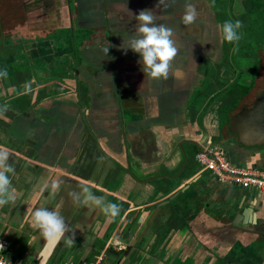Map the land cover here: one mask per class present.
<instances>
[{
  "label": "crops",
  "instance_id": "obj_1",
  "mask_svg": "<svg viewBox=\"0 0 264 264\" xmlns=\"http://www.w3.org/2000/svg\"><path fill=\"white\" fill-rule=\"evenodd\" d=\"M69 24L64 0H0V52L18 68L13 76L0 72V148L9 153L7 163L15 172L8 175L17 193L0 208V239L12 242L11 256L26 264L49 257L93 263L100 255L102 264H264V245L245 256L231 251L230 237L209 231L230 224L232 185L221 186L208 173L186 189L205 172L197 152L222 134L212 109L193 107L194 96L215 79L205 74L211 68L196 80L183 73V63L173 64L167 80H153L139 60L112 61L104 73L83 78L80 60L78 80L88 92L83 91L82 112L72 81L41 69L32 54L36 38L57 35ZM76 30L89 32L87 40L96 35ZM7 37L29 43L15 45L12 57ZM88 86L96 88L94 94ZM158 117L160 122L151 121ZM222 136L226 145L231 137ZM230 161L261 168L264 149H242L239 160ZM53 180L59 184L55 192ZM85 187L119 205V215L109 220L91 203L74 204L71 193L82 199ZM244 193L239 188L231 199L237 204ZM250 204L264 222V193L250 191L244 207ZM57 205L66 235L74 236L71 247L32 227L36 208Z\"/></svg>",
  "mask_w": 264,
  "mask_h": 264
},
{
  "label": "water",
  "instance_id": "obj_2",
  "mask_svg": "<svg viewBox=\"0 0 264 264\" xmlns=\"http://www.w3.org/2000/svg\"><path fill=\"white\" fill-rule=\"evenodd\" d=\"M187 3L193 4L198 14L192 25H185L182 22ZM72 4L74 26L96 33L80 48L83 78H91L97 73H104L107 64L112 61L118 63L139 60L140 62L138 54L133 53L130 49L124 51L121 48L127 47L128 41L136 34L139 22L135 17L145 9L152 11L157 17V25L164 24L174 30L173 38L178 51L172 65L183 63L187 68L183 71L186 75H191L196 80L200 79L204 73L203 64L219 63L220 57L223 55L220 25L208 0H163V2L161 0H73ZM105 47H110L107 56L103 52ZM88 88L91 94L95 93V87L88 86ZM74 94L77 96L80 111L84 112L85 97L82 98L77 89L74 90ZM89 96L91 97L90 94ZM117 110L118 115L121 113V109ZM237 113L229 114L223 124L222 134L214 136V144L217 148L225 153L229 161L231 159L228 153L231 152L235 162L239 160L242 149H264V96L252 109L243 114ZM151 121L158 123L161 119L158 117ZM162 122L167 123L165 118H162ZM223 133L231 137L227 140L226 145L222 144ZM202 175L205 177L208 172H201L186 186V189L196 185L198 180L203 177ZM216 183L224 186L217 181ZM237 189H239L238 186L232 185L227 193L231 196L227 199L231 208L226 209L231 218L230 224L209 230L211 234L214 233L213 235L219 236V238L230 237V240L233 241L231 251L234 252L238 251L235 249L237 244L240 247L249 245L257 247L264 242V222L252 214L253 205L244 207L250 191L245 190L243 197L236 204L231 198ZM177 196L178 194L172 195L158 207L168 205ZM253 196V194L249 195L250 198ZM242 236L247 242L250 239L251 244L248 245L241 239Z\"/></svg>",
  "mask_w": 264,
  "mask_h": 264
},
{
  "label": "flooded vegetation",
  "instance_id": "obj_3",
  "mask_svg": "<svg viewBox=\"0 0 264 264\" xmlns=\"http://www.w3.org/2000/svg\"><path fill=\"white\" fill-rule=\"evenodd\" d=\"M210 1H212V5L216 10L215 16H217V19L220 16V22L218 21L220 26L227 20L233 22L238 20L242 25L239 29L241 39L238 42L237 50L233 51L234 45L227 42H224L222 48L223 66L225 71H229L231 75L225 72L220 76H216L211 72L215 78L208 84L212 86L211 92L208 93V86V89L204 88V90L199 91L194 96L195 101H193L197 104L196 108L201 109L203 106L204 112L207 109H212L215 113L216 121L222 128L229 114L235 112V114H238L236 111L238 108L240 109L239 114H243L245 111L252 109L264 96V84H261L264 79L260 80L258 78L259 74L264 76V0ZM64 2L71 24H69L68 28L58 32L57 35L51 37L46 35L36 38L35 42L38 45L33 49L32 54L40 63L41 69L44 71L50 70L52 73H56L59 70L61 74L72 81L75 87L74 90H76L83 85L78 80L80 62L78 49L83 46V43L87 41L91 34L86 31L76 30L72 24L73 4L71 0H64ZM27 43L29 42L18 41L17 37H7L4 40V44L11 50L12 57H14L12 48L16 47L15 45L23 46ZM2 52H0V72H6L13 76L18 72V68H15V61L4 59L5 55ZM46 53L51 54V58L48 60L46 59ZM240 58L242 63L239 60ZM228 60L230 62L229 65L225 63ZM221 76L225 81L221 79ZM215 81H217L216 84ZM212 92L213 94L210 95ZM79 93L81 94V92ZM206 94H208L205 96L207 98L206 101L199 105L196 99H199L200 95ZM217 102L219 107L217 112H215V103ZM208 143L212 148L220 150L214 145L213 141Z\"/></svg>",
  "mask_w": 264,
  "mask_h": 264
},
{
  "label": "clouds",
  "instance_id": "obj_4",
  "mask_svg": "<svg viewBox=\"0 0 264 264\" xmlns=\"http://www.w3.org/2000/svg\"><path fill=\"white\" fill-rule=\"evenodd\" d=\"M163 2V0H161ZM195 6L191 3L185 5L182 22L185 25H192L197 19ZM135 19L139 22L136 34L128 41L125 50H131L140 57L143 65V73L153 80H167L172 67V61L177 55V48L174 40V30L164 24H156L157 17L150 10H141ZM242 27L240 21L227 20L220 26L221 37L224 42L233 44V51L237 50L238 42L241 39L239 29ZM110 47L103 48L104 54L107 56ZM174 75L179 76L177 70ZM9 153L6 149L0 148V208L15 201L17 193L12 186L9 173L15 172L14 168L7 163ZM53 192L59 189V184L53 180L51 182ZM84 195L81 199L75 193H71L74 197V204L91 203L100 208L102 212L113 220L120 213V207L114 203H106L103 197H97L92 194L87 187L81 191ZM32 227L39 230L41 235L48 240L60 241L64 239L66 244L71 247L74 245V236H67L69 231L65 223L64 217L60 213L59 205L54 210H49L43 206L36 208L31 216ZM4 245L0 243V252H3ZM0 264H9L3 256H0Z\"/></svg>",
  "mask_w": 264,
  "mask_h": 264
},
{
  "label": "built area",
  "instance_id": "obj_5",
  "mask_svg": "<svg viewBox=\"0 0 264 264\" xmlns=\"http://www.w3.org/2000/svg\"><path fill=\"white\" fill-rule=\"evenodd\" d=\"M196 160L203 171L208 172L213 179L223 185L238 186L241 189L249 191H258L264 193V167L256 168L250 166H237L230 162L228 158L218 149L208 145L207 148H202L196 155ZM3 243L4 250L0 252L5 261L9 264H26L20 258L11 256L12 242L7 239H0ZM120 249H123L120 247ZM103 256L100 255L93 263L87 262H72L66 259L59 261H50L48 259H36L28 264H102Z\"/></svg>",
  "mask_w": 264,
  "mask_h": 264
},
{
  "label": "rangeland",
  "instance_id": "obj_6",
  "mask_svg": "<svg viewBox=\"0 0 264 264\" xmlns=\"http://www.w3.org/2000/svg\"><path fill=\"white\" fill-rule=\"evenodd\" d=\"M73 0H71V2H72ZM209 1V5H210V7L214 10L213 12L215 13L214 15H216V10H215V8H214V6L212 5V1H210V0H208ZM218 15V14H217ZM215 18H216V20H217V22L219 21L220 22V16H218V19H217V16H215ZM222 48H223V46H222ZM245 49V48H244ZM243 49V50H244ZM221 58V60H222V57H220ZM219 58V59H220ZM239 58V57H238ZM220 60V62L219 63H206V64H203V66H204V70H206V69H210L211 68V71H209V72H206L205 74H211V72H213L216 76L217 75H221L222 73H225V72H227V74L228 75H231V73H229V71H225V69H224V66H223V64H224V61L222 60L221 61ZM240 60V62L242 63V59L240 58L239 59ZM245 61H246V59H244ZM226 64H230V62H229V60L228 61H226L225 62ZM224 70V71H223ZM233 72V71H232ZM57 73L58 74H60L61 75V72L59 71V70H57ZM235 73V72H234ZM258 78L261 80V79H264V76L262 75V74H259L258 75ZM221 79H223L224 81H225V79L221 76ZM217 83V81H215V84ZM261 84H264V80H263V83H261ZM77 88V87H76ZM86 86L85 85H82L80 88H77V91L78 92H81V95H82V97H84L85 95H84V92L83 91H85V92H87L86 91ZM211 88V89H210ZM211 90H212V86H209V89H208V93H210L211 92ZM88 93V92H87ZM201 94V93H200ZM208 94H206V95H200V98L199 99H196V101H197V103L199 104V105H202L205 101H206V97L205 96H207ZM195 101V100H194ZM197 104H195L194 103V106L193 107H197L196 106ZM219 107V103L217 102V103H215V112H217V108ZM239 108L236 110L237 112H239ZM236 113V112H235ZM228 155H229V157H230V159L233 161V162H235V160L232 158V154H231V152H229L228 153Z\"/></svg>",
  "mask_w": 264,
  "mask_h": 264
},
{
  "label": "trees",
  "instance_id": "obj_7",
  "mask_svg": "<svg viewBox=\"0 0 264 264\" xmlns=\"http://www.w3.org/2000/svg\"><path fill=\"white\" fill-rule=\"evenodd\" d=\"M219 25H220V23H218ZM222 46H224V41L222 40ZM78 52L80 53V57H79V59L81 60V51H80V47H79V49H78ZM41 53H43V52H41ZM44 54V53H43ZM222 54H223V52H222ZM261 245H264V242L261 244ZM235 249L236 250H238V251H241V252H243V254L245 255V256H247V254L249 253H254V252H256L257 251V247L255 246V247H253V246H246V247H240V245L239 244H237L236 246H235ZM243 258H245V257H242V259ZM249 262V261H248Z\"/></svg>",
  "mask_w": 264,
  "mask_h": 264
}]
</instances>
